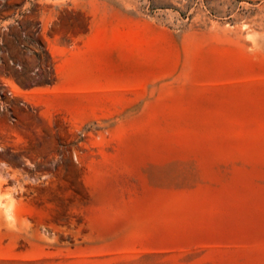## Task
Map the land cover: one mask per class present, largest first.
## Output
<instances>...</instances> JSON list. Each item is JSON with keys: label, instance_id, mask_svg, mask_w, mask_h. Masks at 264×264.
I'll list each match as a JSON object with an SVG mask.
<instances>
[{"label": "rangeland", "instance_id": "374dc122", "mask_svg": "<svg viewBox=\"0 0 264 264\" xmlns=\"http://www.w3.org/2000/svg\"><path fill=\"white\" fill-rule=\"evenodd\" d=\"M0 264H264V0H0Z\"/></svg>", "mask_w": 264, "mask_h": 264}]
</instances>
